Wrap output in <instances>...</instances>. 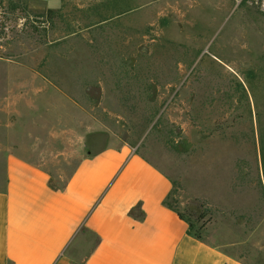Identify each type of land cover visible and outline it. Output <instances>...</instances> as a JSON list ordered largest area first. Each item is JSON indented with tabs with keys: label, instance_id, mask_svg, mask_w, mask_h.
<instances>
[{
	"label": "rangeland",
	"instance_id": "1",
	"mask_svg": "<svg viewBox=\"0 0 264 264\" xmlns=\"http://www.w3.org/2000/svg\"><path fill=\"white\" fill-rule=\"evenodd\" d=\"M17 1L0 0V188L9 155L59 186L126 145L176 210H207L204 239L264 264V0H20L3 34Z\"/></svg>",
	"mask_w": 264,
	"mask_h": 264
},
{
	"label": "crops",
	"instance_id": "2",
	"mask_svg": "<svg viewBox=\"0 0 264 264\" xmlns=\"http://www.w3.org/2000/svg\"><path fill=\"white\" fill-rule=\"evenodd\" d=\"M172 188L126 145L82 155L59 186L43 167L9 155L0 264H252L214 237H193L164 204Z\"/></svg>",
	"mask_w": 264,
	"mask_h": 264
},
{
	"label": "trees",
	"instance_id": "3",
	"mask_svg": "<svg viewBox=\"0 0 264 264\" xmlns=\"http://www.w3.org/2000/svg\"><path fill=\"white\" fill-rule=\"evenodd\" d=\"M2 13L4 14L2 18V24H1V31L4 34L5 30L7 29V25L5 20H7L9 16H15L16 19H26L28 10L25 5H23L20 0L17 2H8L6 6L2 4ZM19 15V16H18ZM173 194V191L171 190V193L167 196L164 204L172 211L176 212L178 217L183 220L185 223H187L189 232L198 240H204V237L202 235V232L204 230V226L206 224V221H203L207 216V210L203 209V206L200 207L201 213L197 217L194 218L193 213H182L176 210L172 204L169 203V199L171 198ZM199 221H202V224L197 227V223Z\"/></svg>",
	"mask_w": 264,
	"mask_h": 264
}]
</instances>
